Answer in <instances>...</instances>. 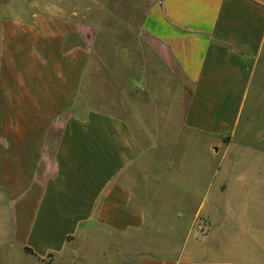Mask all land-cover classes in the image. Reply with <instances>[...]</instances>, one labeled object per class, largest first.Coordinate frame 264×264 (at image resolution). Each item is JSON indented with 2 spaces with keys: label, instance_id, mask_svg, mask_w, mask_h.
<instances>
[{
  "label": "crops",
  "instance_id": "0c3cea01",
  "mask_svg": "<svg viewBox=\"0 0 264 264\" xmlns=\"http://www.w3.org/2000/svg\"><path fill=\"white\" fill-rule=\"evenodd\" d=\"M106 9L0 0V264H264V0H144L183 84L173 171L89 104L95 47L134 18Z\"/></svg>",
  "mask_w": 264,
  "mask_h": 264
},
{
  "label": "rangeland",
  "instance_id": "374dc122",
  "mask_svg": "<svg viewBox=\"0 0 264 264\" xmlns=\"http://www.w3.org/2000/svg\"><path fill=\"white\" fill-rule=\"evenodd\" d=\"M139 2L141 5H138ZM102 5L107 6L106 11L117 13L123 18L132 8L134 18L128 20L123 29H117L119 35L116 39L101 38L107 42L106 47H95L94 68L88 79L91 85L90 91L87 92L89 104L132 122L141 142L151 147L154 151L152 153L160 157L161 162H165L163 170L173 171L175 157L183 158L190 152L182 143L191 139L190 133L183 127L184 117L174 114L177 112V109H174L176 106L169 108L177 102L176 98L180 92H173V89L180 91L183 87L181 79L164 48L140 32L139 17L142 14L144 0H102ZM110 21L108 24L113 25L114 22ZM90 32L87 30V41ZM115 40L118 47H114ZM147 75L149 83L142 85L140 80ZM121 104L124 107L126 105L148 107L147 114L131 117L126 114L127 108L120 107ZM168 112L173 114L168 115ZM140 123L147 125L146 131L137 129ZM203 146L198 144L195 148L194 159L200 157ZM47 156L49 160V154ZM210 164L204 166L205 170H210L208 167ZM215 166L217 168L218 165L215 163ZM199 222V226L202 225L203 222ZM5 264L30 262L16 255Z\"/></svg>",
  "mask_w": 264,
  "mask_h": 264
},
{
  "label": "trees",
  "instance_id": "16d2710c",
  "mask_svg": "<svg viewBox=\"0 0 264 264\" xmlns=\"http://www.w3.org/2000/svg\"><path fill=\"white\" fill-rule=\"evenodd\" d=\"M29 252H31V251H29Z\"/></svg>",
  "mask_w": 264,
  "mask_h": 264
}]
</instances>
